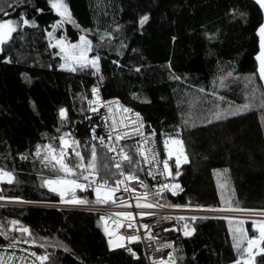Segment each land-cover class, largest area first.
<instances>
[{"label":"trees","instance_id":"16d2710c","mask_svg":"<svg viewBox=\"0 0 264 264\" xmlns=\"http://www.w3.org/2000/svg\"><path fill=\"white\" fill-rule=\"evenodd\" d=\"M65 2L73 22L65 23L57 36L73 43L82 29L89 30L94 45L91 54L101 57L102 96L117 98L139 113L157 137L176 134L184 141L189 162L179 170L177 184L182 191L166 193V207L180 204L264 211V85L255 60L259 52L256 33L263 15L258 5L253 0ZM0 9V20H18L23 12L37 25L18 28L0 46V169L14 176L11 184L0 186V196L59 203V196L42 184V179L57 174L58 167L53 162L45 166L33 153L37 144L50 141L58 148V137L64 132L80 142L78 150L86 163L91 145L96 144L99 174L114 183L117 172L112 159L99 141L92 140L93 126L96 136L104 137L101 115L89 111L88 105L99 77L92 75L91 68L71 72L59 67L61 60L49 47L46 31L60 18L49 0H0ZM143 15L148 20L141 28L137 22ZM105 33H112L113 38L100 41ZM121 42L126 47L120 48ZM5 57L11 62H4ZM113 60L122 66L117 67ZM229 72L231 76L226 75ZM200 88L205 92H199ZM253 90L251 107L220 120L212 118L215 111L249 103ZM62 107L67 112L63 126ZM52 137L57 139L52 141ZM125 147L133 158L132 165L125 162V171L146 182L135 144L127 142ZM73 193L78 199H87V204L96 200L94 191L75 189ZM101 216L69 208L0 206V229L12 240V235H18L15 227H28L30 234L20 235L32 242L25 244L36 254L48 256L44 264H145L138 243L132 245L136 258L120 248H110ZM12 220L19 224L9 231ZM184 224L195 229L191 236L179 232L156 241L158 245L173 243L176 264H233L238 258L233 233L239 224L215 218L188 219ZM56 242L63 247L55 246ZM255 263L264 264V253Z\"/></svg>","mask_w":264,"mask_h":264},{"label":"snow or ice","instance_id":"6c2138e0","mask_svg":"<svg viewBox=\"0 0 264 264\" xmlns=\"http://www.w3.org/2000/svg\"><path fill=\"white\" fill-rule=\"evenodd\" d=\"M255 3L259 6V9L262 13H264V0H255ZM50 8L55 12V14L60 18L58 19L51 27L53 29L52 32H47L46 35L50 38L49 47L59 49L58 53H55L56 55H60V59L62 63L59 65L61 69H65L67 71L75 72L77 70H84L87 68H91L92 75L99 77L98 84L93 86L91 88L92 98L91 100H88L89 105V111L91 112H97L100 107L105 108L108 113H112L113 111V103L114 101L111 100H103L100 97V88L99 84L103 82L104 76L100 74V60L101 57L97 55L89 56V53L93 51L94 45L93 41L88 38V31L86 29H82V34L79 35V40L76 43H72L66 40L64 36H60L58 39H55V43H51V39L54 38V33L56 29L62 28L65 23L73 22L72 14L69 9L68 4L65 2V0H49ZM0 11H3L0 9ZM42 11V9H37V12ZM5 15H8L5 13ZM148 20L147 15H143L138 20V26L143 27L144 23ZM22 22V23H21ZM77 28H79V25H76ZM22 27H37L36 22L34 20H29L26 18L25 14L23 12L20 13V16L18 20H12V19H3L0 20V46L6 44L10 39H12V34L14 32H17L18 28ZM120 26H117V31L119 30ZM257 36L259 37V52L255 56V60L258 62V68L257 71L259 73V78L261 81H264V23H261L259 27L257 28ZM207 35V34H206ZM105 37H107L108 40H111L113 38L112 33H105L103 36L99 37L100 41H104ZM214 37H209V39H212ZM175 37H173V40ZM126 45H124L122 42L120 44V48H124ZM3 49L0 48V51ZM135 51V49H133ZM122 53L117 49V55H121ZM4 62L10 63L11 60L7 57L4 58ZM113 64H115L117 67H121L119 60H113ZM169 67H171L169 65ZM135 71H139V68H135ZM227 76H231L232 73L229 72L226 74ZM175 79H179V77H174ZM225 77L222 76L220 78L221 86H223ZM201 93L205 92L204 88H200L198 90ZM214 94V93H213ZM133 97H136V94L133 93ZM86 99V97H84ZM222 99V98H221ZM255 100V90H253L252 93V100L249 103H246L242 106H239L236 109H226L222 111H215L211 113L212 118L216 120H220L222 117L226 118L227 115H236L239 114L241 111L248 109L251 107L252 102ZM261 103L264 104V96L261 97ZM115 104L118 107V110L122 109L125 113H131L132 109L123 107L119 105V101L116 100ZM133 115L136 117V121H130L129 123L137 124L138 127H132L131 129H128L127 125H125L123 122L119 125V127L124 128L125 131L118 132L117 131V123L113 119L112 125H111V131L109 132V135L107 137V140H105V137L103 136H96L95 134V126L92 128V140L93 141H99L100 145L102 147H105L109 153H112L113 160L116 162L113 163L112 167L118 170V178L115 179L114 183H110L109 179L99 174L98 166H97V146L95 143L91 145V158L87 160V163H85V156L82 155L81 151H79L80 142L73 139L71 137V133L64 132L62 133L58 139H59V147L57 148L54 146V144L50 141L47 144H37L36 150L33 153L34 156L40 159L42 164H45L47 166V162H54L53 167L59 166V172L64 173L63 176L57 175L55 178H44L42 179L43 186H46L49 191L57 193L60 198L61 202L65 204H87L89 201L87 199H78L75 195H72L70 198L65 199V196L69 192H74L75 189L84 190L85 188L91 187L95 193L96 200L95 203L97 204H107L109 201H111L113 204L116 203V193L120 191V186L123 185V190L125 192L129 193H136L137 189L130 187V182H137L139 183L140 187L147 189L148 185L144 184L141 178L134 174V172H125L122 167V162L127 161L129 165L133 164V158L132 156L125 152L123 146H119L120 141L127 137L129 135V131L131 133L140 135L142 138L144 137V132L142 129L144 128V124L140 118L139 113H133ZM59 117L61 120V124L63 126V122L67 119V112L62 107L59 109ZM208 123H211L212 120L209 119L207 121ZM185 123H188V121H185ZM107 126V125H106ZM57 132H61V129H57ZM150 136H155V132L150 133ZM57 137H52L51 140L55 141ZM169 142H171L172 145L176 146L175 152L169 148ZM71 148V153H68V149ZM164 148L167 152L168 157H172L175 155L176 157V172L175 176L180 175V165L181 163L187 162V158L184 154V150L182 147V141L180 139L175 138H166L164 140ZM150 152V150H149ZM149 152L142 151L138 149V153L141 157H143V162L145 164H149L151 168V161L156 160V154ZM67 155H74L79 163L70 166L69 163L65 162V157ZM26 157L21 155V159H25ZM105 168H108L109 166L107 164L104 165ZM76 168L81 169V171L77 172ZM163 173H166L168 176H173V173L170 171V165L168 163V160L165 159L163 161ZM149 176H152L153 179H155V176H153V173L151 170L148 172ZM99 177V178H98ZM14 180L13 173L11 171H6L4 169H0V181H7L9 184H11ZM80 181H86L87 183L80 182ZM156 191L154 195L158 198H163L162 194L165 192V190L171 191L172 195H176L177 190H181L179 184H171L168 183H158L154 186ZM150 193L144 192L143 194H138L135 196V208L141 209V211H137L135 215H138L140 217H144L147 215H150L151 213H148L146 211H142V209H151L153 207H164V205L156 204L153 202L148 201ZM0 199H5L3 196H0ZM168 207L175 208V209H181V208H188L190 205H180V204H170L167 205ZM119 207L124 208H130L131 203L125 202L119 205ZM198 208L209 211V212H225V211H250L245 209H237V208H214V207H208L204 208L203 206H197ZM118 217H123L128 220L127 227L132 228L134 225V213L133 211H118L115 213ZM261 215H264V212H261ZM204 218V217H200ZM105 217L102 215L100 217L101 221H105ZM179 221H184L186 219L185 216L180 215L177 217ZM187 219H190L192 221H195L198 219L196 215H192L188 217ZM231 224V220L229 221ZM244 222L241 220L239 221V224L242 225ZM19 221L12 220L10 221V227L9 231L13 230V227L18 225ZM253 228H255L259 235L258 236H252L249 237L247 233L244 232L242 227H237L235 230V233H233V248L237 250L238 252V258L233 261V264H251V257L255 254L253 250L256 252L264 253V248L261 247V243L264 242V222H257L255 220L252 221ZM119 227V225H117ZM140 227L143 229H147L148 232L146 233V237L149 239H155L154 236L151 234V229L149 228V225L146 223L140 224ZM15 231L20 232L24 235L30 234V230L28 227H25L23 225L19 227L14 228ZM179 230V229H177ZM194 228H190L188 224H184L183 226V235L185 237L191 236L194 232ZM106 235H112L108 231L107 226L104 228ZM167 231V229H165ZM230 228V232H231ZM0 235H5V238L8 239L6 233L0 229ZM128 240L129 242L138 241L140 237L138 235H129L127 237L125 236H117L116 238V247H123L124 245L120 243V241ZM29 243H32L30 241H27ZM15 243L17 241L15 239H12L11 246H15ZM110 248L113 247V241L110 239L108 241ZM246 244V246H244ZM55 246L63 247V245L59 244V242H56ZM43 247V245H41ZM163 248H173L172 242H165L159 245V248L157 250L163 249ZM65 251H68L67 248L64 249ZM127 251L131 253L133 258H136V253L131 249L128 248ZM245 254H247L245 256ZM35 256V259L40 262V264H44L46 260H48L47 255H35L34 253L31 254ZM0 264H13V258L8 257L7 260L4 259V257L0 256ZM51 264V262H50ZM153 264H176V260L173 257L172 252L167 253V260L160 259V260H153Z\"/></svg>","mask_w":264,"mask_h":264},{"label":"built area","instance_id":"2783aa9c","mask_svg":"<svg viewBox=\"0 0 264 264\" xmlns=\"http://www.w3.org/2000/svg\"><path fill=\"white\" fill-rule=\"evenodd\" d=\"M100 97L103 100H111L114 101L113 103V111L112 113H108V111L100 107L98 109V113L101 115L102 119V126L104 129V137L105 140H107V137L109 135V132L111 131V125L113 119L117 123V131L118 132H123L125 131L124 128L119 127L121 122H123L125 125H127L128 129H131L132 127H138L137 124H132L129 123L130 121H136V117L133 115V113H136L132 108L131 113H125L122 111V109L118 110L117 105L115 104V101H119V105L123 107L130 108L128 106H125L119 99L117 98H109L106 99L102 96L100 92ZM141 118V117H140ZM142 120V118H141ZM144 124V128L142 131L144 132V137L142 138L140 135L131 133L129 131V135L122 139L120 141L119 146H123L125 152L126 147L125 144L127 142H133L136 147V153L137 156L143 166L145 176H146V182H143L144 184L148 185V188H142L140 187L139 183L133 181L130 182V187L136 188L137 192L136 193H129L125 192L123 190V185L120 186V191L116 193V203L113 204L111 201L108 202L107 204H97L95 202L90 203V204H82V205H74L71 207H67L69 209H77V210H83V211H88V212H93V213H99L103 215L106 219L103 221V231L105 226H107L108 231L112 233V235H106L107 240L109 241L110 239L113 241V248H120L124 253L131 255L127 251L128 248L132 249V245L134 243H138L145 261V264H153V260H160L164 259L167 260V253L172 252L173 257L175 259V252L173 248H163L160 250H157L159 248V245L156 244L157 240H164L165 238L177 234L179 232H183V226H184V221L188 220L187 218L196 215L198 219H205V218H215V219H224L226 221H243L244 223H251L252 220L248 219V214H252L249 211H225V212H209L205 211L202 209H194V208H181V209H173V208H162L164 209V212L161 213V215L152 217L151 219H146L145 223L149 225V228L151 229V234L152 236L155 237V239H149L146 237V233L148 232L147 229H143L140 227V224H143L144 221L138 216L135 215L137 211H141V209H136L135 208V196L138 194H143L144 192H149L150 195L148 197L149 202L157 203L156 201V196L154 195L156 189L155 185L158 183H168L169 185L171 184H176L177 182L174 180L175 172H176V157L173 155L172 157H168L167 152L164 148V140L166 138H175V139H180L182 141V147L184 150V154L187 158V162L181 163L179 170L188 164L189 158L185 149L184 141L183 139L176 134H165L162 135L161 137L155 136H150V133H153L151 130L148 129L144 121L142 120ZM107 125V126H106ZM101 146V145H100ZM102 147V146H101ZM104 148L106 151L107 149ZM169 148L175 152L176 146L172 145L171 142H169ZM138 149L142 151L155 153L156 154V160L151 161V168L149 164H145L143 162V157H141L138 153ZM108 152V151H107ZM110 158L112 159L113 163L116 161L113 160L112 153H109ZM167 159L168 163L170 165V171L173 173V176H168L166 173H163V161ZM125 162H122V167L125 171ZM149 170L152 171L153 176H155V179H153L152 176L148 175ZM117 172V178H118V170L116 169ZM126 172V171H125ZM87 183L86 181H80ZM181 188V187H180ZM80 190V189H76ZM84 190L87 191H93L91 187L85 188ZM181 190H177L176 194L180 193ZM166 193H171V191L165 190V192L162 194L164 197ZM158 199V197H157ZM125 202H130L131 207L130 208H124V207H119L120 204L125 203ZM161 208V207H160ZM118 211H133L134 213V225L132 228L127 227L128 220L123 218V217H118L115 215L116 212ZM142 211L146 212H151L154 213V209H142ZM176 212V214H175ZM183 215L186 217L184 221H179L177 219L178 216ZM253 215V214H252ZM204 217V218H200ZM155 218V219H153ZM256 221L259 222H264V218H260V216L255 217ZM119 225V227H117ZM167 229V231H165ZM179 229V230H177ZM105 233V231H104ZM138 235L140 239L138 241H133L129 242L128 240H123L120 241L124 246L123 247H116V238L117 236H129V235ZM11 241L9 238L6 239L5 235H0V256L4 257L5 260L8 259V257L13 258V264H40L39 261L35 259L34 255L35 251L27 244L18 242L15 243V246H11ZM165 243V242H162ZM161 243V244H162Z\"/></svg>","mask_w":264,"mask_h":264},{"label":"rangeland","instance_id":"374dc122","mask_svg":"<svg viewBox=\"0 0 264 264\" xmlns=\"http://www.w3.org/2000/svg\"><path fill=\"white\" fill-rule=\"evenodd\" d=\"M62 28L56 29V31L54 33V38L51 39V43L54 44L55 43V39H58L59 38V36H57V32L60 31ZM52 31H53V29L51 27V29H50L49 32H52ZM48 40H49V43H50V38L49 37H48ZM78 40L76 42H78ZM76 42H73V43H76ZM54 49H55L56 53L59 52V49H56V48H54ZM58 56L60 58V55H58ZM89 56H93L91 54V52L89 53ZM61 63H62V61H61ZM67 151H68V153H71L72 149L69 148ZM65 162L66 163H69L70 166L79 163V161L77 160V158L74 155H67V154H66V157H65ZM57 167H58L57 174L55 176H52V177H49V178H55L57 175H59V176H63L64 175V173L59 172V166L58 165H57ZM76 171L79 172V171H81V169L76 168ZM2 184H9V183L7 181H0V186ZM72 195H75V193H73V192L67 193L66 196H65V199L70 198ZM155 198H156V201H157L156 204L164 205V207H161V208L160 207H153L151 209H154V213L148 212V213H151V214L150 215H147V216H144V217H140L139 216L144 221V223H145V220L146 219L149 220L152 217H156V216L161 215V213L164 212V209L162 210V208H166V201H165V198L164 197L162 199L161 198H158L157 199V197H155ZM74 205L76 206V205H82V204H65V203H62L60 196H59V203H56V204H52V203H31V202H24V201H21V200L0 199V206H18V207H23V206H44V207H52V208H67V207H71V206H74ZM194 209H199V208H194ZM249 212L253 214V215L252 214H248V219H251L252 221L255 220L256 219L255 217H258V216H260V218H264V215H261V212H264V211H249ZM175 214H176V212H175ZM153 219H155V218H153ZM263 221H264V219H263ZM231 222L232 223L239 224V221H231ZM257 222L259 223V221H257ZM241 226L244 227V230L247 229L246 233H247V235L249 237L258 236L259 235L258 231L255 228H253L252 222L251 223H248V224L247 223H243ZM234 233H235V230H234ZM20 234L21 233H18L17 236L12 235V237H14V239L16 241H18V242L28 243L27 240L23 239ZM244 246H246V244ZM261 247H262V243H261ZM253 251H254L255 254L250 258L251 259V264H256L255 263V259L260 254V252H256L255 250H253ZM246 255L247 254H245V256Z\"/></svg>","mask_w":264,"mask_h":264},{"label":"water","instance_id":"95a60500","mask_svg":"<svg viewBox=\"0 0 264 264\" xmlns=\"http://www.w3.org/2000/svg\"><path fill=\"white\" fill-rule=\"evenodd\" d=\"M254 2H255V0H253ZM259 7V6H258ZM262 15H263V23H264V13H262ZM258 63V62H257ZM262 83H263V85H264V81H262ZM181 171H180V175H181ZM180 175L179 176H174V180L177 182L178 181V179H179V177H180ZM17 232V231H16ZM17 233H20V232H17ZM29 235V234H28ZM28 235H25V237L26 236H28Z\"/></svg>","mask_w":264,"mask_h":264},{"label":"crops","instance_id":"0c3cea01","mask_svg":"<svg viewBox=\"0 0 264 264\" xmlns=\"http://www.w3.org/2000/svg\"><path fill=\"white\" fill-rule=\"evenodd\" d=\"M240 227H241V225H240ZM243 228V227H242Z\"/></svg>","mask_w":264,"mask_h":264}]
</instances>
